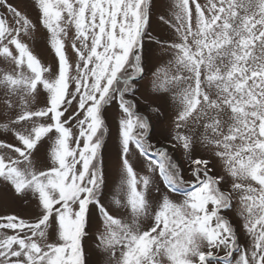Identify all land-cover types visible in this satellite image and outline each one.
Wrapping results in <instances>:
<instances>
[{"label":"snow or ice","instance_id":"snow-or-ice-1","mask_svg":"<svg viewBox=\"0 0 264 264\" xmlns=\"http://www.w3.org/2000/svg\"><path fill=\"white\" fill-rule=\"evenodd\" d=\"M35 5L57 60L55 72L23 39L36 24L0 0L15 25L0 14V57L12 66L0 69V87L6 108L19 107L14 119L0 125L16 140L0 142V180L18 196L31 194L40 209L34 222L0 216V264H85L82 241L91 206L102 218L99 246L112 258L119 251L116 264H264V0H174L171 17H160L174 39L166 44L169 68L153 86L172 93L179 111L174 136L159 145L150 140L148 116L129 98L145 71L141 53L151 0H35ZM70 29L75 63L66 49ZM40 86L46 100L33 110ZM114 102L123 114V175L112 205L126 210V217L102 202L103 111ZM17 124L30 126L12 127ZM45 138L52 140L51 163L38 169L33 156ZM197 145L221 162L222 173L211 158L193 157ZM178 146L186 167L171 154ZM132 153L144 158L147 174L134 169ZM154 176L182 199L161 193L152 201ZM234 195L248 247H241L222 214L232 209Z\"/></svg>","mask_w":264,"mask_h":264},{"label":"rangeland","instance_id":"rangeland-1","mask_svg":"<svg viewBox=\"0 0 264 264\" xmlns=\"http://www.w3.org/2000/svg\"><path fill=\"white\" fill-rule=\"evenodd\" d=\"M8 3L18 7L22 12L36 24V29L30 32L29 35L23 36L41 62L52 69L53 72L57 68V60L53 50L49 46L48 33L39 23V12L35 5V0H8ZM174 0H151V19L150 27L144 39V47L142 50V64L145 69L142 78H138L135 84L134 94H130L129 98L134 99L137 104V111L141 115L148 116L150 121V140L155 144H166L167 139L175 134L174 120L179 111V104L173 102L172 93L157 92L153 86V81L158 83L164 79V71L168 69V61L171 59L170 50L166 48L167 42L174 39L173 30L168 24L160 20L163 16L169 19L172 13V5ZM200 3H205V0H200ZM0 14L7 17L10 24L14 25L13 18L7 9L0 6ZM74 37V30L70 29L66 39V49L70 60L75 63L76 55L71 49V41ZM161 41L162 43H157ZM9 65L2 57H0V69H10ZM169 74H172L169 69ZM175 91V89L173 90ZM47 93L42 88L38 87V92L35 101L32 104V109H38L44 106ZM13 102L17 103V99L13 98ZM75 105V102H74ZM19 113V107L11 110L5 105V90L0 87V125L9 123ZM103 116L107 126V132L104 137V145L102 149L103 168L105 176V187L102 194V202L110 207L114 215L127 216L124 209H115L112 205L113 196L118 195V189L122 179L121 167V146L119 139V121L123 118L118 104L113 103L106 106L103 111ZM28 124L12 125L13 128L22 130L29 127ZM75 131V130H74ZM203 131V129H199ZM54 135V134H52ZM0 142L16 143L15 137L11 131H4L0 128ZM52 140L45 138L42 140L38 149L35 151L33 161L38 169H45L50 165L49 150ZM171 154L182 167L187 166V158L183 150L178 146ZM193 157L211 158L212 166L216 173H222L223 169L221 162L215 157H212L211 151H206L202 146L197 145L193 151ZM130 160L133 163L134 169L139 175L147 174L144 158L138 153H132ZM186 180H191V174L188 171L184 172ZM156 181L155 187H159L160 193L155 191V187L151 190L149 198L152 201L160 199L161 193L168 194L171 199L179 202L182 197L178 194L168 193L164 188L163 183L158 176L153 177ZM122 197V194H121ZM240 201L239 195H234L233 207L231 210L225 211V215L236 229L239 243L241 247L250 246V237L246 234L243 228V220L239 215ZM91 215L89 223L86 227L87 235L84 237L82 244L84 250L85 264H116V258L119 257V251L116 253V258H112L109 253L102 250L99 246L98 236L104 231L102 218L99 215L98 209L95 206L90 208ZM40 214V209L37 207V200L31 194L27 196H18L14 194L13 189L5 182L0 180V216L16 215L27 221L34 222ZM3 231V230H0ZM8 234H12L8 231ZM56 223L53 217L49 225V238L55 240ZM223 255V250L220 252Z\"/></svg>","mask_w":264,"mask_h":264}]
</instances>
